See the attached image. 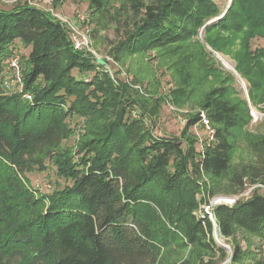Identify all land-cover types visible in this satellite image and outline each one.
I'll return each mask as SVG.
<instances>
[{"label":"trees","instance_id":"16d2710c","mask_svg":"<svg viewBox=\"0 0 264 264\" xmlns=\"http://www.w3.org/2000/svg\"><path fill=\"white\" fill-rule=\"evenodd\" d=\"M83 1L95 28L123 22L108 51L115 62L150 51L171 60L175 105L191 98L194 81L207 86L197 105L212 138L206 133L197 146L190 128L199 113L179 137L154 135L148 121L167 98L151 70L129 69L121 79L107 60L75 48L50 11L25 1L0 8V75L14 79L7 60L17 55L23 82L19 91L14 79L7 92L0 80V264H264V195L254 189L210 215L201 207L264 184V130L247 131L251 116L234 74L205 49L232 52L250 104L264 113V0ZM255 40L262 45L252 48ZM75 116L84 131L73 153L63 142ZM240 139L252 162L233 163ZM47 164L66 183L40 193L26 174Z\"/></svg>","mask_w":264,"mask_h":264},{"label":"rangeland","instance_id":"374dc122","mask_svg":"<svg viewBox=\"0 0 264 264\" xmlns=\"http://www.w3.org/2000/svg\"><path fill=\"white\" fill-rule=\"evenodd\" d=\"M28 2L29 4L36 6L38 8H42L44 10L50 11L56 18L63 21L65 24H74L76 25L83 33H86L89 46L93 49V51L99 56V58L105 59L108 61V64L105 65L106 69L110 74L117 73L118 77L121 79L129 80L131 76L128 74V70L132 73H136L139 75L144 74L146 71L151 70L156 78L160 80V90L159 93L161 95H166L165 102L161 105L158 115L153 117L150 121H148V127L152 129V133L156 136H173L179 137L180 132L183 128V125L187 118L194 113H199L201 109L197 105V100L200 97L201 93L206 90L207 86L203 83H199L194 81L195 89L192 91L191 98L180 106L175 105L171 101V92L176 89V83L172 79L170 70L167 68V64L171 62L167 60L159 61V57H156L154 51H150L145 54L143 57L138 55H133L128 58L124 64L119 62H115L112 57L108 54V51L112 44L116 42L118 37H120V24L124 26L123 22L112 23L108 25L106 29H97L95 28V24L90 22L89 11L87 8V3L83 0H61L57 6H52V0H0V8L1 9H9L17 2ZM149 1V0H145ZM221 2V4L225 5L227 0H217ZM113 5L118 4V0H112ZM79 16H84L85 20L80 21ZM79 40V39H78ZM258 45H262L261 40H255L252 43V48H255ZM236 46H232V51ZM19 55H26L29 51V48H24L23 45L20 47H16ZM205 49L211 53V56L214 58L215 65L219 66L222 70L233 73L235 76V83L238 91L241 96L246 99L244 88L241 87L240 80L245 85V89L247 92V82L239 77L238 74L233 72L230 69H227L221 62L219 58L214 54L210 47L206 46ZM224 57H227L231 63H233V68L235 66V62L232 58V52H228L226 54L218 53ZM8 79L10 84L5 85V90L7 92L15 91L14 79L8 72H4L0 75L1 79ZM211 79V76H208ZM137 87V86H134ZM248 96V95H247ZM248 102V101H247ZM248 105V104H247ZM252 107L259 108L251 105ZM249 108V107H248ZM69 124L73 127L74 133L63 143L65 146H69L73 149V153L77 150V142L80 134L83 133V123L80 117H73L68 120ZM200 125H193L190 128V131L194 135L197 136L199 142H197V146L199 147V143L205 141L206 131L203 130ZM264 130L263 117L259 119L257 122H251L247 127V131L251 134H260ZM201 141V142H200ZM254 160L252 153L247 148L245 142L240 139L235 147L233 153V163L237 164L240 162H252ZM47 168L43 171H34L32 173L26 174L27 184L32 189L40 193H49L57 186H61L66 183L64 179L58 177L55 174V169L51 164H47ZM256 189L260 194L264 195V184L257 183L255 185L246 186L245 189L238 195H225V194H217L211 198H209L208 204L216 205L220 203H225L231 205L235 202L237 198H247L251 195L252 191ZM201 207H205L202 205ZM222 241V240H221ZM225 245L228 246L224 241H222ZM230 252V248L226 249Z\"/></svg>","mask_w":264,"mask_h":264},{"label":"built area","instance_id":"2783aa9c","mask_svg":"<svg viewBox=\"0 0 264 264\" xmlns=\"http://www.w3.org/2000/svg\"><path fill=\"white\" fill-rule=\"evenodd\" d=\"M78 18H79L80 21H84L85 20L84 16H79ZM66 25H67V27L69 29V33H70V37H71V41L73 43V46L75 48H77V49H82V50H85L86 52L90 53V55H92L93 58L96 61V59L99 58V56L89 46L86 33H83V31H81L73 23L72 24L67 23ZM20 62L21 61H20V59H19V57L17 55H12L7 60V65L9 67V69L13 73V77H14L16 83H17L16 84L17 85V90H19V91H21L22 86H23V82H22V79H21V76H20V73H21ZM3 82H4L5 85L10 84L8 79H4ZM240 82H241V87L244 88V91H245L244 93H245L246 99L248 101L247 103H248V107H249V113H250V116H251V122H257L259 119H261L264 116V113L251 106V104H250V102L248 100V96H247V92H246V89H245V85L242 82V80H240ZM23 97L25 99H31V94L24 93ZM133 115L136 116L137 114L135 112H133ZM196 125H200L202 128H204L206 130L209 140L212 138L213 130H212V128H211V126L209 124V121L206 118V116H205L203 111L199 112V120L196 123ZM212 206H214V205L207 204L204 207V211L207 212L209 215H210V211L212 209Z\"/></svg>","mask_w":264,"mask_h":264},{"label":"water","instance_id":"95a60500","mask_svg":"<svg viewBox=\"0 0 264 264\" xmlns=\"http://www.w3.org/2000/svg\"><path fill=\"white\" fill-rule=\"evenodd\" d=\"M229 3H230V0H229L228 4H229ZM214 20H215V19H214ZM214 54L216 55V53H214ZM96 62L99 63V64H102V65H105V61H104V59H102V58H97V59H96ZM233 70H234V68H233ZM234 72H235V71H234ZM213 236H214V238H215V240L217 241L218 244H220V245H221L222 247H224L225 249L228 248L227 245H225L224 243H222L223 240L218 238L216 230L213 231ZM221 240H222V241H221Z\"/></svg>","mask_w":264,"mask_h":264},{"label":"bare ground","instance_id":"6f19581e","mask_svg":"<svg viewBox=\"0 0 264 264\" xmlns=\"http://www.w3.org/2000/svg\"><path fill=\"white\" fill-rule=\"evenodd\" d=\"M216 56L217 58H219L221 60L222 63H224L223 65L227 68V69H230L232 70L233 72L235 70H233V63H231V61L227 58V57H224L222 55H219L218 53H216ZM236 73V72H235ZM241 83V82H240Z\"/></svg>","mask_w":264,"mask_h":264},{"label":"crops","instance_id":"0c3cea01","mask_svg":"<svg viewBox=\"0 0 264 264\" xmlns=\"http://www.w3.org/2000/svg\"><path fill=\"white\" fill-rule=\"evenodd\" d=\"M204 131H206L205 129H203Z\"/></svg>","mask_w":264,"mask_h":264}]
</instances>
